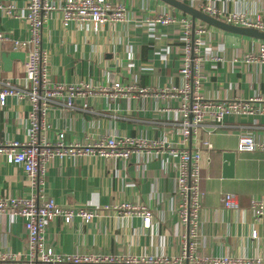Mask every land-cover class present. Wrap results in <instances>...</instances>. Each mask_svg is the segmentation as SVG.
I'll list each match as a JSON object with an SVG mask.
<instances>
[{"label": "crops", "instance_id": "obj_1", "mask_svg": "<svg viewBox=\"0 0 264 264\" xmlns=\"http://www.w3.org/2000/svg\"><path fill=\"white\" fill-rule=\"evenodd\" d=\"M49 1L58 7L49 15L42 35L49 80L67 86L88 84L92 91L76 98L73 107H67L63 100L52 102L43 136L52 143L64 133L65 144L131 137L163 142L165 146L133 150L127 159L98 152L52 159L46 171L45 197L63 207L102 209L89 223L75 218L67 224L57 218L46 227V243L63 255L180 257L186 227L178 215L179 158L172 151L199 149L202 196L196 255L264 261V216L257 218L251 208L254 198L264 197V154L238 150L239 138L244 134L264 142V115H229L221 124L207 120L186 141L176 111L181 96H161L164 88L180 89L185 84L180 72L182 28L159 25L150 31L140 24L141 18L156 16L160 11L193 21L191 16L162 0H110L127 5L128 20L108 23L94 32L91 26L64 25L60 8L65 0ZM182 1L195 8L211 5L224 14L239 12L264 20V0ZM28 2L0 0L3 6L14 4L20 14L26 12ZM196 23L208 30L202 96L210 100L264 98V64L245 62L246 54L256 52L264 40L224 31L199 20ZM0 31L10 38L0 44V79L10 78L19 84L26 58L14 60L12 70L7 72L3 54L15 51L13 41L29 38V26L24 19L9 17L0 8ZM116 82L149 92L146 96L135 91L112 98L104 90ZM31 111L28 98L9 96L5 105L0 104V141L28 142ZM206 142L213 147L208 149ZM228 154H232V164L226 158ZM31 192L22 166L0 156V196L28 197ZM226 193L235 194L239 209L224 206L222 198ZM125 202L151 210L150 226H145L140 215L121 214L116 206ZM24 226L21 217L0 215L1 253L25 256L28 250Z\"/></svg>", "mask_w": 264, "mask_h": 264}, {"label": "built area", "instance_id": "obj_2", "mask_svg": "<svg viewBox=\"0 0 264 264\" xmlns=\"http://www.w3.org/2000/svg\"><path fill=\"white\" fill-rule=\"evenodd\" d=\"M7 16L24 19L30 36L27 40L13 41L15 51H24L26 61L24 76L19 84L12 79H0V104L5 105L9 96L19 99L28 98L32 104L30 114V140L0 141V156L9 163L22 166L30 186L31 195L28 197H1L0 215L12 218L21 217L27 234V250L25 256L0 252V264H264L261 259H236L224 257H198L196 248L199 244V225L201 211V180L202 158L201 151L188 149L172 153L179 158L177 174L178 215L186 227L183 241V251L178 258L149 256H115L91 253H77L63 255L56 252L45 241V231L48 224L57 218H63L70 224L75 218L89 223L96 218L102 208L76 207L69 208L57 204L52 198L45 197L46 171L50 161L54 158H71L98 152L102 156L129 158L133 150L143 151L157 147H164L163 142L134 139L131 137H109L94 144L64 143V133H60L55 143L50 142L42 132L48 128L47 109L52 102L63 100L67 107L74 106V100L84 97L86 92L92 91L90 85H65L49 80L48 58L43 40V28L49 15L58 9L49 0H29L26 12L18 13L14 4L3 6ZM64 25L74 23L77 27L91 26L94 32L108 23L126 22L128 7L123 3H113L110 0H65L60 8ZM201 11L217 17L229 24L242 27H252L264 31V20L261 17H248L243 13L231 12L224 14L211 5L198 8ZM141 26L150 31L156 27L180 25L183 43V60L180 72L185 84L182 88H164L162 97L175 98L181 96L176 109L181 119V134L186 141L195 135L207 120L221 124L229 115L239 117H258L264 115V98H237L224 100H210L200 93L202 81L205 78L203 65L207 59L205 26L193 23L186 17L174 16L169 12L160 11L156 16L143 17ZM10 38L0 31V44ZM208 50V48H207ZM216 60L221 58L212 56ZM245 62L249 64H264V43L260 44L256 52L247 53ZM108 91L112 98L127 95L135 91L146 96L149 90L136 86H125L119 82L113 84ZM208 149L212 143L206 142ZM238 150L243 152L261 151L264 154V142L257 141L251 134L241 135ZM222 201L228 209H239V203L233 193H226ZM251 208L257 218L264 216V197L254 198ZM104 209V208H103ZM116 209L124 215H140L144 218L145 226H150L153 214L151 210L140 205L122 203ZM256 232L253 236L256 237Z\"/></svg>", "mask_w": 264, "mask_h": 264}, {"label": "water", "instance_id": "obj_3", "mask_svg": "<svg viewBox=\"0 0 264 264\" xmlns=\"http://www.w3.org/2000/svg\"><path fill=\"white\" fill-rule=\"evenodd\" d=\"M170 6L184 12L191 16L193 23H196V20H199L203 23H206L210 26L222 29L224 31L240 34L243 36H248L260 40H264V31L252 28V27H242L234 24H229L217 17L211 16L198 8L191 6L183 2L182 0H162ZM26 53L23 51H12L5 52L3 54V68L5 71L9 72L12 70L13 62L16 59L25 61ZM227 160L232 164V154L226 155ZM232 166V165H231Z\"/></svg>", "mask_w": 264, "mask_h": 264}, {"label": "rangeland", "instance_id": "obj_4", "mask_svg": "<svg viewBox=\"0 0 264 264\" xmlns=\"http://www.w3.org/2000/svg\"><path fill=\"white\" fill-rule=\"evenodd\" d=\"M200 24V23H199Z\"/></svg>", "mask_w": 264, "mask_h": 264}]
</instances>
